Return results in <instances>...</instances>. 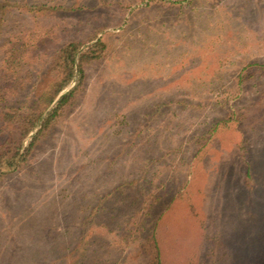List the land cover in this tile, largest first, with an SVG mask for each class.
Instances as JSON below:
<instances>
[{
	"label": "rangeland",
	"instance_id": "1",
	"mask_svg": "<svg viewBox=\"0 0 264 264\" xmlns=\"http://www.w3.org/2000/svg\"><path fill=\"white\" fill-rule=\"evenodd\" d=\"M3 17L5 32L17 33H0V45L14 34L33 55L21 71L71 40L101 37L107 52L86 66L76 100L27 161L0 173V264L73 241L85 196L106 197L104 213L161 215L176 264H264V0H17ZM43 73L29 86L40 89ZM189 80L201 85L190 97L204 106L163 108L181 97L173 83ZM224 99L235 116L205 138L213 120L227 117L214 104ZM108 227L89 247L106 264L128 250L112 244Z\"/></svg>",
	"mask_w": 264,
	"mask_h": 264
},
{
	"label": "trees",
	"instance_id": "2",
	"mask_svg": "<svg viewBox=\"0 0 264 264\" xmlns=\"http://www.w3.org/2000/svg\"><path fill=\"white\" fill-rule=\"evenodd\" d=\"M18 4H20L18 8L28 12L33 11L34 8L38 11L37 8H40L35 4ZM5 9L17 10V0L2 1L0 33H17L11 30L5 32L6 18L3 17ZM27 44L25 40H17V35L13 34L5 37L0 45V173L21 167L27 161L35 145L66 114L76 100L81 91L86 66L101 59L107 52V42L101 37H92L86 42L71 40L55 50L46 64L39 68L29 66L28 70L21 71L22 66L33 58L28 47L26 48ZM44 70L46 79L42 82L40 89H37V82H32L29 86L31 77L35 76L39 80ZM192 81L173 83L171 90L180 92L181 97L163 101L161 104L163 108L169 109L173 104L182 107L186 105L193 109L203 107L205 104L203 101L197 102L191 99L193 97L191 94L198 93L201 86L199 83L195 86ZM214 104L223 107L227 117L213 120L203 131L205 138H209L218 125L230 124L235 116L231 103L227 99ZM161 105L158 103L153 111L156 112ZM149 118L150 115L144 116L143 122L135 127L132 136L140 137L139 133L147 128ZM202 145L205 143H201V147ZM202 150V148L198 149L197 153ZM140 168L141 172H146L148 165L144 164ZM140 179L143 180V178ZM245 179L249 194L255 185L250 163L245 171ZM137 183L138 180L133 178L127 184L136 185ZM104 198L106 197L85 196L79 211L75 208L78 215L72 219L76 222L74 226L77 228L76 230L72 228V231L68 232L73 241L67 242L66 246L65 243L51 241L48 249L47 247L34 249L33 251L37 253L34 258L29 259L25 256L24 260L17 261V264H106L104 261L91 257L89 247L98 234L109 229L108 226H115L112 244L123 245L122 249H128L121 259L114 262L110 259L106 261L108 264H176L172 258L168 257L163 238L159 233L158 219L161 215L147 219L145 215L149 213L140 217L138 210L129 213L106 210L107 212L104 213L105 207L102 206ZM246 204L248 208L251 206L249 202ZM96 217L100 220L98 225ZM97 228L100 229L95 230Z\"/></svg>",
	"mask_w": 264,
	"mask_h": 264
}]
</instances>
